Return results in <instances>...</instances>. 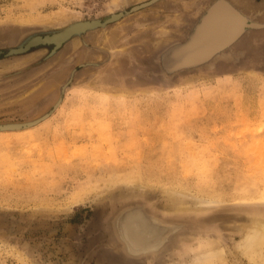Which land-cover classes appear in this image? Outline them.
Wrapping results in <instances>:
<instances>
[{
	"label": "rangeland",
	"instance_id": "1",
	"mask_svg": "<svg viewBox=\"0 0 264 264\" xmlns=\"http://www.w3.org/2000/svg\"><path fill=\"white\" fill-rule=\"evenodd\" d=\"M218 1L0 0V126L46 116L0 131V264H197L215 247L254 264L238 243L264 219V0H223L242 34L166 62ZM126 208L160 227L158 248L124 238Z\"/></svg>",
	"mask_w": 264,
	"mask_h": 264
},
{
	"label": "water",
	"instance_id": "2",
	"mask_svg": "<svg viewBox=\"0 0 264 264\" xmlns=\"http://www.w3.org/2000/svg\"><path fill=\"white\" fill-rule=\"evenodd\" d=\"M221 5L224 7L227 6V8L232 10L234 12V14H236L240 18V24H239L240 26L238 25L239 28L235 29L236 32L234 34H232V35L230 34L227 37H224L225 35L222 33L223 35L218 37V39L223 38L222 40H220L218 42L212 40V41L206 43V40L208 38V31H206L205 28L209 22H211L213 19H215L217 17V14H219V13L221 14V12L223 11V9H222L223 7ZM217 6L219 8H217ZM201 20L195 26L194 32L192 33L190 38L185 43L177 46L172 52H170L166 56V62L168 63V68L177 69V68L188 66L189 64L196 65L197 63H200L206 59H209L215 53L223 50L225 47L230 45L234 40H236V38H238L242 34V32L244 31V27L247 24L246 18L236 8H234L232 5H230L229 3H227L226 1H223V0L215 3L210 8V10L202 17ZM241 20H242V22H241ZM96 23H97L96 21H94V22H88L87 21V22L80 23V24L76 23V24L66 28L65 30L61 31L60 33L54 34L52 36H48L46 39L52 40L55 43L59 44L62 40L66 39L67 37L71 36L72 34H74L76 32H80L82 30H85L86 28H88V27H90ZM220 31H225V30L223 29V27L221 30L218 28L217 34ZM46 39H42V41H45ZM38 40H40V39H34V40L32 39L25 45V47H20L17 50L21 51V50L31 46L32 44L36 43ZM200 42H203L204 44L202 43L203 45L200 46L199 45ZM190 45L193 48L192 54L190 56L188 54H183L184 50L187 49ZM204 46H207V47L210 46V47L205 48L203 50H200ZM13 51H15V50H13ZM44 118H46V116L43 118H39V119H36L34 121L26 122V123H22V124L19 123V124L7 125V126H0V131L27 128L29 126L35 125L36 123L40 122ZM124 218H125V222L123 220ZM124 218H123V216L121 217V221H118V225L129 224V227H126L127 232H129V240H131L132 237L135 238L137 241L152 240L153 241L152 248H154V247L158 248L161 245V241H156L153 239L154 237H156L161 232V229L159 228V226H157V224L150 223L147 220L146 221L144 220V222H143V221L138 220L136 218H130L127 221V216H124ZM124 230H125V227H124ZM129 240H128V243H130Z\"/></svg>",
	"mask_w": 264,
	"mask_h": 264
},
{
	"label": "bare ground",
	"instance_id": "3",
	"mask_svg": "<svg viewBox=\"0 0 264 264\" xmlns=\"http://www.w3.org/2000/svg\"><path fill=\"white\" fill-rule=\"evenodd\" d=\"M153 1V0H152ZM148 2H150V1H148ZM147 3V2H146ZM213 3V2H212ZM222 6V5H221ZM223 8V11L221 12V14L219 13V14H217V17L215 18V19H213L211 22H209L208 23V25L206 26V31H208V38H207V40H206V43H208V42H210V41H212V40H214V41H216V42H218V41H220V40H222L223 38H221V39H218V37H220V36H222L223 34L225 35L224 37H227L228 35H232V34H234L236 31H235V29H237V28H239V24H240V18L236 15V14H234V12L232 11V10H230L229 8H227V6H222ZM217 8H219L218 6H217ZM239 9V8H238ZM119 11V10H118ZM115 12V11H114ZM117 12V11H116ZM217 13V12H216ZM244 14V13H243ZM113 16V15H112ZM117 17V16H116ZM112 18V17H111ZM114 18V17H113ZM96 19V18H95ZM100 19V18H99ZM249 19V18H248ZM89 20V19H88ZM93 20V19H92ZM82 21V20H81ZM241 22H242V20H241ZM239 25V26H238ZM104 26V25H103ZM238 26V27H237ZM222 27H223V29L225 30V31H220L218 34H217V31H218V28L221 30L222 29ZM92 29V28H91ZM223 33V34H222ZM35 37V36H34ZM67 41V40H66ZM48 43V42H47ZM203 42H200V46L201 45H203L202 44ZM206 45V44H205ZM208 47H210V46H208ZM207 46H204V47H202L200 50H203V49H205V48H208ZM8 51V50H7ZM192 52H193V48H192V46L190 45L187 49H185L184 50V53L183 54H188L189 56L192 54ZM186 68V67H185ZM63 98V97H62ZM196 108V107H195ZM194 110V109H193ZM196 111V110H195ZM186 113V112H185ZM188 114L187 115H190V114H192V113H190L189 111L187 112ZM190 113V114H189ZM193 113H195L194 111H193ZM182 115V114H181ZM185 119V118H184ZM10 122V121H9ZM188 122V121H187ZM186 122V123H187ZM168 123V122H167ZM165 124V123H164ZM30 129V128H29ZM24 130V129H23ZM6 131V130H5ZM4 131V132H5ZM14 131V130H13ZM2 133H3V131H2ZM11 136V135H10ZM189 139V138H188ZM2 141V140H1ZM3 142H4V139H3ZM191 143V142H190ZM190 143H189V145H190ZM193 143V142H192ZM192 146V145H191ZM187 147H188V144H187ZM186 147V148H187ZM204 148V147H203ZM188 149V148H187ZM190 149H192L191 147H190ZM195 149V148H194ZM194 149H192V151H190L191 153L194 151ZM199 151H201V150H199ZM205 151V150H204ZM203 151V152H204ZM202 152V151H201ZM195 153V152H194ZM193 153V154H194ZM198 153V152H197ZM200 153V152H199ZM209 155H211L210 153H208ZM187 155V154H186ZM196 155V154H195ZM197 157V156H196ZM196 157H195V159H196ZM206 157V156H205ZM209 157V156H208ZM187 158H189V156L187 157ZM194 158V157H193ZM199 159V158H198ZM203 159V158H202ZM188 160V159H187ZM210 160V159H209ZM192 161V160H191ZM195 161V160H194ZM206 161H207V159H206ZM202 163V162H201ZM209 163H210V161H209ZM208 163V164H209ZM183 164V163H182ZM191 164H193V163H191ZM205 164H207V163H205ZM203 165H204V163H203ZM200 166V165H199ZM212 166H213V164H212ZM189 167V166H188ZM195 168H197V167H195ZM211 169V168H210ZM193 170H195V169H193ZM201 170V169H200ZM208 171V170H207ZM201 174V173H200ZM206 175V174H205ZM209 175V174H208ZM209 177V176H208ZM177 189V188H176ZM183 189L184 188H182V191H183ZM171 191V190H170ZM175 192H176V190H174ZM180 192L179 193V195H178V193H175L176 195L174 196V198H171V202H172V200L173 199H175V203L176 204H178V205H182L183 204V206H181L182 208L185 206V204H186V202H189V201H187L189 198H191V197H193L194 196V198L196 197L195 195H189L188 197H187V193H186V191H188V190H184L185 191V193H184V191L183 192ZM184 193V194H183ZM191 194V193H190ZM240 194V193H239ZM258 194V193H257ZM171 195V194H170ZM169 195V196H170ZM173 195H174V192H173ZM241 195V194H240ZM244 195V194H243ZM227 196V195H226ZM253 196V195H252ZM200 198L202 197V196H199ZM242 197V196H241ZM203 198V197H202ZM247 198V197H246ZM264 198V197H263ZM243 199V198H242ZM248 199V198H247ZM260 199V198H259ZM198 200V199H197ZM209 200V199H208ZM207 200V202H209L210 201V203H215L217 200L215 199H211V200H209L208 201ZM241 200V199H240ZM251 200V199H250ZM257 200V199H256ZM261 200V199H260ZM262 200H264V199H262ZM174 201V200H173ZM191 201V200H190ZM202 201V200H201ZM215 201V202H214ZM237 201V200H236ZM197 203H198V205H199V200L198 201H196ZM202 202H205V200L204 201H202ZM201 202V204H203ZM207 202H205V203H207ZM173 203V202H172ZM174 203V204H175ZM205 203L203 204V207H204V205H205ZM206 204V205H211L212 206V204ZM173 204V205H174ZM176 204H175V206H176ZM218 204V203H217ZM137 205V204H136ZM140 205V204H139ZM143 205V204H142ZM177 205V206H178ZM195 205V206H194ZM193 206L196 208V203L194 204ZM176 206V207H177ZM200 206V205H199ZM198 206V207H199ZM176 207H174V208H176ZM179 208H176V209H180V206H178ZM194 207H192V208H194ZM201 207V206H200ZM173 208V206H172V209H174ZM181 208V209H182ZM138 210V209H137ZM146 210V209H145ZM122 211V210H121ZM124 211V210H123ZM126 211H127V208H126ZM128 212V213H127ZM125 214H127V216H129V214H130V212L129 211H127ZM138 212H143V214L145 213V214H147L145 211H138ZM137 212V214H139ZM132 213V212H131ZM137 214H135V215H137ZM150 215V214H149ZM120 216H126V215H120ZM130 216H131V214H130ZM145 216H148V214L147 215H145ZM145 216H143L144 218H145ZM140 217V216H139ZM151 216H149V218H150ZM154 217V216H153ZM153 217H151V218H153ZM126 218V217H125ZM125 218L123 219V220H125ZM129 217H127V219H128ZM131 218H132V216H131ZM247 218H248V216H247ZM255 218V217H254ZM253 218V219H254ZM155 219V218H154ZM146 220H147V218H146ZM145 220V221H146ZM153 220V219H152ZM159 220V219H158ZM119 221V220H118ZM167 221V220H166ZM153 222H154V220H153ZM163 222V221H162ZM173 222H174V220H173ZM247 222H248V220H247ZM115 223H116V220H115ZM157 223V222H156ZM245 223V222H244ZM251 224H249V223H247L248 225L247 226H245L244 224V226H242L241 225V227H243V229H244V227L246 228L245 230H246V232H245V235H244V237H243V239L241 238V242H239L238 243V248H239V251L241 252V254L243 253V254H246L247 256H249L250 257V259L251 260H253V263L255 264V262H259L260 264H264V219H260V218H256V219H254V220H252V222H250ZM118 224V223H117ZM160 224V223H159ZM174 224H176L175 222H174ZM185 224V223H184ZM116 225V224H115ZM163 225V224H162ZM177 225V224H176ZM175 225V226H176ZM186 225V224H185ZM250 225V226H249ZM158 226V225H157ZM174 226V225H173ZM184 226V225H183ZM124 227H125V230H124V232H123V236H124V238H126V239H129V232H127V229H126V227H129V224H127V225H124ZM169 227V226H168ZM116 228H118V226L116 227ZM119 228H120V226H119ZM160 228V227H159ZM173 227H171V229H172ZM166 228H164V230H165ZM162 231H163V227H162ZM174 231V230H173ZM186 231V230H185ZM243 233V232H242ZM160 235V234H159ZM173 236V235H172ZM196 237V236H195ZM200 237V236H199ZM159 238V237H158ZM191 238V237H190ZM192 238H193V236H192ZM132 239H134L135 241H131V243H133V242H135V244L137 243V246H140L141 247V243L142 242H146L145 240H141V241H137L135 238H132ZM165 239V238H164ZM163 239V240H164ZM168 239V238H167ZM210 239V238H209ZM215 239V238H214ZM157 240H160V239H157ZM156 240V241H157ZM128 241V240H127ZM148 241V240H147ZM216 241H218V240H216ZM138 242H140V244L138 243ZM220 242V241H219ZM236 242V243H235ZM125 243V242H124ZM164 243V242H163ZM162 243V244H163ZM234 243H235V245H237V241H234ZM139 244V245H138ZM147 244V243H146ZM148 244H150V243H148ZM134 245V244H133ZM144 245V244H143ZM125 246V245H124ZM134 246H136V245H134ZM136 246V247H137ZM151 246V245H150ZM217 246V245H216ZM224 246V245H223ZM223 246L221 247V248H223ZM126 247V246H125ZM219 247H220V244H219ZM131 248V247H130ZM216 248V247H215ZM215 248L213 249V250H210V251H207V252H204L203 253V256H209L206 260H204V261H200V260H202V258L200 257V258H195L196 259V261H195V259H194V261L195 262H198L197 264H228L227 263V259H226V257L224 256V253H223V251L224 250H219V251H216L215 250ZM133 249V248H132ZM152 249V248H151ZM210 249V248H209ZM217 249V248H216ZM224 249V248H223ZM126 250V249H125ZM161 250V249H160ZM198 250V249H197ZM199 250H201V249H199ZM215 250V251H214ZM129 251V250H128ZM158 251V250H157ZM198 252V251H197ZM150 254V253H149ZM151 255V254H150ZM139 256V255H138ZM142 256V255H141ZM158 256V255H157ZM197 256H199V255H197ZM217 256V257H216ZM137 257V256H136ZM195 257V256H194ZM243 257V256H242ZM187 259V258H186ZM176 261V260H175ZM190 261V260H189ZM200 261V262H199ZM188 262V261H187ZM194 262V263H195ZM174 263V262H173ZM172 263V264H173ZM189 263V262H188ZM187 263V264H188ZM251 263H252V261H251ZM180 264V263H179ZM190 264H192V263H190Z\"/></svg>",
	"mask_w": 264,
	"mask_h": 264
}]
</instances>
